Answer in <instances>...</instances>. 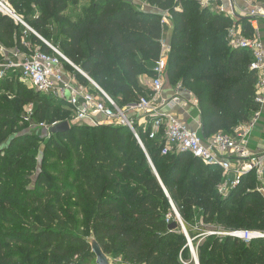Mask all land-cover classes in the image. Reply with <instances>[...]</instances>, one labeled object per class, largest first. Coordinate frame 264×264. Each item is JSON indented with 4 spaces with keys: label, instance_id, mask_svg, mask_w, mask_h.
Returning <instances> with one entry per match:
<instances>
[{
    "label": "trees",
    "instance_id": "trees-1",
    "mask_svg": "<svg viewBox=\"0 0 264 264\" xmlns=\"http://www.w3.org/2000/svg\"><path fill=\"white\" fill-rule=\"evenodd\" d=\"M6 1L120 107L143 93L140 78L152 75L161 52L162 16L139 11L132 0ZM145 2L169 14L168 84L181 83L197 98L201 136L230 133L247 123L257 110V78L249 70L250 53L230 49L225 41L231 21L200 9L194 0ZM239 22L243 35L252 37L249 21ZM27 33L0 13L1 47L30 54L37 46L50 53L32 34L29 45ZM30 104L32 114L25 120L23 108ZM71 116L65 101L27 88L17 71L0 79V264L37 259L68 264L75 255L91 253L86 242L91 234L122 264H185L187 259L193 264L181 227L168 230L177 222L170 201L199 264H264V241L246 245L216 235L199 238L207 232L264 231V200L254 191L253 175L222 200L217 170L187 154L161 156L160 144L142 136L154 173L127 127L76 124ZM53 122H69L71 129L43 142L38 171V139L22 131Z\"/></svg>",
    "mask_w": 264,
    "mask_h": 264
},
{
    "label": "built area",
    "instance_id": "built-area-1",
    "mask_svg": "<svg viewBox=\"0 0 264 264\" xmlns=\"http://www.w3.org/2000/svg\"><path fill=\"white\" fill-rule=\"evenodd\" d=\"M236 1L198 0L202 9L218 8L221 14L224 13L222 5L228 4L233 15H235L234 3ZM0 13L12 19L17 25L23 26L50 51L46 53L36 49L30 54L15 51L12 56L2 55L0 79L5 77L9 71H17L20 82L36 93L65 101L72 110V123H84L97 127H127L145 153L153 170L151 160L142 143V136L160 144L161 156L187 154L204 166L217 170L221 175V180L216 186V193L222 200L227 199L249 175L254 177L256 184L254 191L264 200V150L254 153L250 149L251 135L257 128L260 109L264 106V46L256 35L246 37L241 28L233 25L227 30L225 41L230 49L246 50L252 57L249 70L254 72L257 78L254 93L257 110L253 112L247 123L236 126L230 133L218 132L210 137H202L200 105L194 94L178 83L170 90L171 94L164 95L170 45L163 37L160 41V56L154 62L152 75L145 80L143 93L135 102L120 107L58 48L33 31L6 0H0ZM247 17L254 22V29L258 21H264V13L256 8L251 9ZM168 23L169 14L163 12L160 25L165 27ZM65 65L74 69L88 84H80L68 77L65 73ZM176 107H189L197 112L198 120L195 121V128L183 123L172 113ZM31 114L32 109L28 108L25 120H28ZM58 124V122L42 123L39 127L49 132ZM172 209L177 216L173 205ZM176 219L180 226L184 227L178 216ZM211 235L229 237L246 245L254 241H264V231L244 229L207 232L199 238L203 239ZM191 258L194 261L193 255Z\"/></svg>",
    "mask_w": 264,
    "mask_h": 264
},
{
    "label": "crops",
    "instance_id": "crops-1",
    "mask_svg": "<svg viewBox=\"0 0 264 264\" xmlns=\"http://www.w3.org/2000/svg\"><path fill=\"white\" fill-rule=\"evenodd\" d=\"M133 3L135 4L136 8L144 13H150V14H156V15H163V12L158 11L156 8L149 6L145 0H132ZM198 3V0H194ZM256 8L258 11L261 13H264V1L263 0H237L234 3V11L235 15L231 13L230 7L228 4H223L222 9L224 10L223 16L228 18L232 26H237L238 28L242 27V23L239 21L246 19L249 21V25L252 29V34L256 35L259 41H261L262 45L264 46V21L260 20L257 22L255 29H254V22L247 17V14L251 9ZM200 9H202L200 7ZM212 13L217 14V15H222L221 13L218 12V8H214L210 10ZM237 17V18H236ZM28 25V24H27ZM254 29V30H253ZM171 33H172V26L170 22L164 27V32H163V38L167 41V43H170V38H171ZM32 35L31 33H27L26 35V42L30 45L32 44L30 39ZM226 38V37H225ZM28 47V46H27ZM33 50L37 49V46H31V49ZM15 53V50L13 49H5L0 46V54L1 55H6V56H12ZM24 54V53H21ZM65 73L68 77L72 78L75 80V82H80V78L77 77L76 73H71L70 69L65 67ZM147 79V76H142L140 78V85L143 89H145V80ZM166 87H165V93L164 95L171 94L170 90L173 88L169 86L168 80H166ZM29 88V87H28ZM261 114L260 117L257 121V128L253 131L251 137L253 138V141H251L250 149L254 153H258L264 150V106L260 109ZM172 113L183 123L189 125L191 128L196 127V122L198 120V114L196 111H192L189 107H176L172 110ZM201 132V130H200ZM194 258V255H193Z\"/></svg>",
    "mask_w": 264,
    "mask_h": 264
},
{
    "label": "rangeland",
    "instance_id": "rangeland-1",
    "mask_svg": "<svg viewBox=\"0 0 264 264\" xmlns=\"http://www.w3.org/2000/svg\"><path fill=\"white\" fill-rule=\"evenodd\" d=\"M14 9V8H13ZM15 11V10H14ZM69 11V13H71L72 11H71V8L68 10ZM70 72L73 74V73H75V72H73V70H70ZM147 79H148V77H147ZM24 86H26V85H24ZM27 88H28V86H26ZM28 108H31V109H33V106L30 104V105H25L24 106V108H23V112H22V118L23 117H25L26 116V110L28 109ZM22 123H24V122H22ZM25 124V123H24ZM43 124H47V123H43ZM22 128H23V126H22ZM22 134H31V135H33L35 138H37L38 139V146H39V148H38V155H37V160H38V166H37V169H38V171L40 170V167H41V162H42V158H43V156H44V150H45V146H44V141L45 140H47L48 138H49V136H50V133L46 130V129H44V128H40L39 127V125H29V126H27V127H25L24 129H23V131H22ZM252 141H253V138H252ZM33 177H34V175H33ZM172 203V202H171ZM173 205V204H172ZM172 205L170 204V210H171V212L173 213V215H174V217H175V220L177 221V216L179 217V219L181 220V222H182V224H183V226H184V224L185 223H183L184 221H182V218L180 217V215H179V213H178V211H177V209L174 207V205H173V207H174V209H175V211H176V213H177V216H176V214L174 213V211H173V209H172ZM178 222V221H177ZM181 227V226H180ZM184 228H185V226H184ZM182 229V228H181ZM186 229V228H185ZM191 253V252H190ZM191 255H192V253H191ZM94 259V256L92 255V253H86V254H83L82 255V257H78V256H73V258H71L70 259V261L68 262V264H92V260ZM188 260L189 259H187V260H183L184 262H185V264H189L188 263ZM191 260H192V258H191ZM39 261H40V259H37V260H35V262H34V264H39ZM192 262H193V264H195L194 263V261L192 260ZM113 263L114 264H122L119 260H113Z\"/></svg>",
    "mask_w": 264,
    "mask_h": 264
},
{
    "label": "water",
    "instance_id": "water-1",
    "mask_svg": "<svg viewBox=\"0 0 264 264\" xmlns=\"http://www.w3.org/2000/svg\"><path fill=\"white\" fill-rule=\"evenodd\" d=\"M70 129H71V126H70V124L68 122H62V123H59L58 125L52 127L50 129L49 133H50V135L62 134V133L69 132ZM153 172H154V170H153ZM165 194H166V192H165ZM166 196L168 198V195L167 194H166ZM178 226H180L179 222H172L168 226V230L175 231V230H177ZM181 228H182V231H183V233H184V235H185V237L187 239V246L189 247V249H190V247L193 248L192 242L189 239V237H188V235L186 233L185 228L182 227V226H181ZM86 242L90 246L91 253H92V255L94 256V259H95V264H114L112 258L109 255H106L104 253V251L102 250V248L100 247V245L95 240V238L93 237L92 234L86 240ZM194 263L195 264H199L198 259L196 261L194 260Z\"/></svg>",
    "mask_w": 264,
    "mask_h": 264
},
{
    "label": "bare ground",
    "instance_id": "bare-ground-1",
    "mask_svg": "<svg viewBox=\"0 0 264 264\" xmlns=\"http://www.w3.org/2000/svg\"><path fill=\"white\" fill-rule=\"evenodd\" d=\"M190 252L192 253V255H194V260L196 261L197 260V258H196L197 256H196L194 248L190 247Z\"/></svg>",
    "mask_w": 264,
    "mask_h": 264
}]
</instances>
